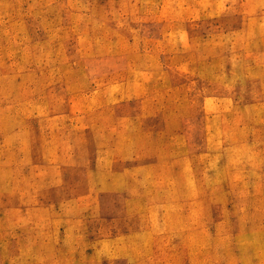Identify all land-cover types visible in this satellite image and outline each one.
I'll return each mask as SVG.
<instances>
[{"label":"rangeland","instance_id":"1","mask_svg":"<svg viewBox=\"0 0 264 264\" xmlns=\"http://www.w3.org/2000/svg\"><path fill=\"white\" fill-rule=\"evenodd\" d=\"M0 264H264V0H0Z\"/></svg>","mask_w":264,"mask_h":264}]
</instances>
